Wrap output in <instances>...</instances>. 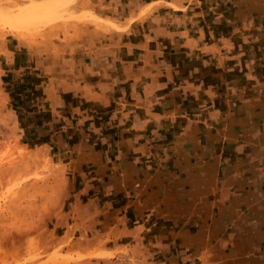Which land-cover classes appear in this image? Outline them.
Masks as SVG:
<instances>
[{"label": "crops", "instance_id": "crops-1", "mask_svg": "<svg viewBox=\"0 0 264 264\" xmlns=\"http://www.w3.org/2000/svg\"><path fill=\"white\" fill-rule=\"evenodd\" d=\"M158 2L164 4L157 6L158 10L170 5V0H149L144 6L153 8ZM184 4L176 9L182 20H190V26L178 23L176 30H171L174 25L165 18L158 19L155 10L131 22L125 32L110 28L96 32L84 23L80 27L83 53L99 51L102 46L103 51H110L107 55L112 59L98 52L83 57L89 64L82 89L69 81L71 85L67 84L63 94L98 106L92 101L98 99L109 105L118 101L117 96L124 97L126 100L115 107L118 110L111 112L118 119L115 128L131 142L134 170L140 169V175L133 177L140 185L130 190L137 201L131 202L130 209L127 205L109 226L114 246H107L111 243L107 238L99 245L101 252L120 253L114 254L115 260L110 263L98 260L93 264H171L174 248L182 253L183 264H264V0H194L192 10H188L191 1ZM90 12L122 27L116 13L103 15L92 8ZM136 15H131L134 20ZM206 21L214 25L207 26ZM141 29L161 36V42L151 40L152 44H161L164 52L179 44L177 59L170 54L167 57L165 52L168 63L162 65L164 70L178 71V76L163 73L152 78L146 73L153 68L152 55L136 58L132 49L124 63L142 59V67L147 66L143 78L131 81L106 75L104 67L122 62L115 57L123 45L136 50L139 44L135 33ZM91 34L102 35L101 39L112 35L114 43H102L100 38L93 42ZM123 36L130 39L120 45ZM176 37V44L172 43ZM49 45L54 47L52 42ZM72 45L66 38L60 49L69 52ZM138 83L143 84L137 89ZM159 83L167 84L165 89L182 90L178 108L152 102L172 96L157 90ZM173 115L195 119L196 123L186 129L184 125L176 141L165 143L172 146H165V150L173 156L158 165L168 170L148 171L157 159L149 152L155 143L148 137L164 132L161 127L171 129ZM218 118L224 125L218 124ZM224 142L230 144V154L221 153ZM121 172L126 177V170ZM144 188L148 196H155L154 201L140 198Z\"/></svg>", "mask_w": 264, "mask_h": 264}, {"label": "rangeland", "instance_id": "rangeland-1", "mask_svg": "<svg viewBox=\"0 0 264 264\" xmlns=\"http://www.w3.org/2000/svg\"><path fill=\"white\" fill-rule=\"evenodd\" d=\"M147 1L0 0V264H93L98 260L110 263L115 260L113 255L120 253L101 252L99 245L106 238L110 242L114 239L109 226L121 217L127 205L130 209L131 202L137 201L130 190L140 185L133 180L135 175H140V169L135 171L132 166L131 142L129 138L124 139L125 133L115 128L118 119L111 112L118 110L115 107L126 99L120 96L119 101L117 96L118 101H110L109 105L98 99L92 101L98 106L76 97L67 98L63 93L71 81L82 89V77L87 74L89 64L83 57H92L98 52L112 59L107 55L110 51H103L102 46L99 51L83 53L79 40L83 23L96 32L106 28L125 32L131 22L142 20L149 11L155 10L158 19L165 18L174 25L171 30H176L178 23L190 26V20H182V14L176 9L185 6L188 0H170L166 10H158L157 6L164 5L161 2L153 8L145 7ZM189 1L188 10H192L194 0ZM44 4L49 7L40 10ZM27 8L36 11L30 12ZM90 8L103 15L116 13L121 17L122 27L96 18ZM133 14H137L136 20ZM209 23L213 24L206 21L207 26ZM148 30L135 33L139 44L136 50L129 45L121 46L115 58L122 62L104 67L106 75L131 81L143 78L147 66L142 67V59L132 62L135 64L124 63L130 49L136 58H141L142 54L145 58V53L152 55L153 68L146 71L152 78L162 77L163 73L179 75L176 70L162 67L168 63L166 53L167 57L170 54L177 59V37L172 40L175 48L165 53L161 44H152L151 40L161 42V36L157 38L155 32L153 36ZM101 37L91 34L90 40L97 42ZM66 38L73 44L69 52L60 49ZM129 39L123 36L119 44L125 40L128 44ZM101 41L114 43L112 35H104ZM51 42L53 48L49 45ZM142 84L138 83L135 88ZM157 85V90L172 96L168 100L159 97L152 102L178 108L182 90L165 89L167 84ZM170 121L171 129L161 127L164 132L148 137L149 142L155 143L149 152L157 157L155 167L149 166L148 171L161 168L166 172L167 167L158 165L173 156L165 150V143L176 141L184 125L186 129L196 123L195 119H181L176 115L170 117ZM217 122L224 125L219 118ZM223 145L221 153L230 154V144L224 142ZM153 184L156 187L157 182ZM145 192L144 188L140 198L144 202L154 201L155 196ZM107 246L114 245L111 242ZM171 251L174 256L170 263L183 264L180 250Z\"/></svg>", "mask_w": 264, "mask_h": 264}, {"label": "bare ground", "instance_id": "bare-ground-1", "mask_svg": "<svg viewBox=\"0 0 264 264\" xmlns=\"http://www.w3.org/2000/svg\"><path fill=\"white\" fill-rule=\"evenodd\" d=\"M46 4V3H45ZM41 5L40 6V10H44V9H46V8H48L49 7V5ZM28 9V11H36V10H34V9H32V8H27ZM28 13V12H27ZM45 14V13H44ZM39 15V14H38Z\"/></svg>", "mask_w": 264, "mask_h": 264}]
</instances>
